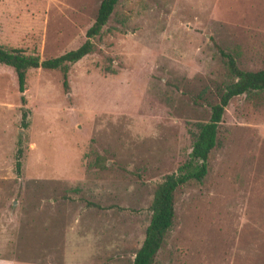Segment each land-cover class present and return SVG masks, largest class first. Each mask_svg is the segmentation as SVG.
Here are the masks:
<instances>
[{
  "label": "rangeland",
  "instance_id": "1",
  "mask_svg": "<svg viewBox=\"0 0 264 264\" xmlns=\"http://www.w3.org/2000/svg\"><path fill=\"white\" fill-rule=\"evenodd\" d=\"M99 1L0 0V44L73 49ZM92 41L67 89L57 69L27 71L25 125L0 64V264H130L155 186L229 81L218 48L264 66V0H117ZM152 264H264V90L228 101L205 175L174 190Z\"/></svg>",
  "mask_w": 264,
  "mask_h": 264
},
{
  "label": "trees",
  "instance_id": "2",
  "mask_svg": "<svg viewBox=\"0 0 264 264\" xmlns=\"http://www.w3.org/2000/svg\"><path fill=\"white\" fill-rule=\"evenodd\" d=\"M116 2L117 0H100L94 19L84 32L85 39L75 48L66 50L54 57L40 58L37 54L25 53L20 48L0 44V64L11 67L16 77L23 125H25L28 112L24 106L25 98L23 95L27 71L31 68L57 69L61 73L62 86L67 89V73L70 65L93 51L92 39L100 34ZM218 50L224 58L229 81L223 84L218 101L210 106L208 119L196 123L195 129L189 130L190 151L187 158L174 172L165 174L155 186L148 205V222L131 264L153 263L154 256L172 225L174 190L188 180L200 181L205 175L208 153L216 143L217 126L228 101L236 95L264 90V66L255 70L241 69L230 52L220 48ZM20 155L21 149L18 146L14 157L15 171H18L20 167Z\"/></svg>",
  "mask_w": 264,
  "mask_h": 264
},
{
  "label": "crops",
  "instance_id": "3",
  "mask_svg": "<svg viewBox=\"0 0 264 264\" xmlns=\"http://www.w3.org/2000/svg\"><path fill=\"white\" fill-rule=\"evenodd\" d=\"M138 247H139V246H138ZM136 250H137V249H136ZM136 250H135V251H136ZM233 250H234V248H233V246H232V252H233ZM135 251L131 254L130 261H132ZM232 256H233V253H232ZM130 264H131V262H130Z\"/></svg>",
  "mask_w": 264,
  "mask_h": 264
}]
</instances>
